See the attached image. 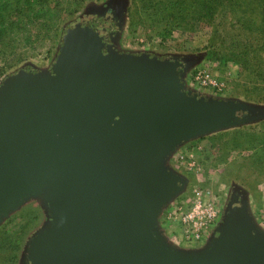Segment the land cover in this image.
Listing matches in <instances>:
<instances>
[{"label":"water","instance_id":"obj_1","mask_svg":"<svg viewBox=\"0 0 264 264\" xmlns=\"http://www.w3.org/2000/svg\"><path fill=\"white\" fill-rule=\"evenodd\" d=\"M90 12L51 71L0 86V227L41 202L48 221L26 245L30 264H264V229L243 199L198 249L173 245L160 224L186 185L173 154L264 108L186 91L184 61L116 55L122 23Z\"/></svg>","mask_w":264,"mask_h":264},{"label":"rangeland","instance_id":"obj_2","mask_svg":"<svg viewBox=\"0 0 264 264\" xmlns=\"http://www.w3.org/2000/svg\"><path fill=\"white\" fill-rule=\"evenodd\" d=\"M101 4L99 3L94 8L101 11L104 8L101 7ZM113 4L119 5L122 14V26L113 47V52L116 55H149L184 61L186 64H191L182 79L186 91L207 98L234 100L242 104L264 108V104L253 102V96H250L249 100L246 98L247 95L251 94L252 89L250 85L245 88L238 85L241 71L238 66L232 64L225 66L220 60L209 56V50H207L208 29L204 28L194 35L175 33L171 38L164 41L162 38L152 36L150 30L138 28L136 32H131L128 28V15L125 13L129 3L127 5L126 1L122 0V2H114ZM110 7L112 4L106 6L107 9ZM88 15V10L80 9L74 16L66 18V24H69L70 27L62 30V41L65 39L68 30L88 19ZM21 51L24 52V50ZM59 52L58 44L48 42L35 51H28L26 54L21 52L19 54L20 63L13 62L11 66H8L0 61V86L8 78L22 71H51ZM200 71L209 73L214 79L222 83L224 85L223 91L218 92L199 87L194 82L193 77L196 72ZM241 127H254L253 133L263 137L264 118ZM241 127H234L193 140L184 144L170 158L168 166L186 181L183 192L169 203L160 219L162 230L173 245H175L174 240L177 238L175 237L177 230L167 221L164 222V216L177 207L187 206L193 190L197 188L208 193L207 196L222 210V216L214 229L215 232L213 231L214 234L222 224L226 211L230 207H235L239 202V199H234V192L239 193L246 202L251 217L261 226V214L264 211V154H262L264 147L255 150L238 147L235 141L241 140V138L240 135L234 133V130L242 129ZM180 154H192L195 157L197 160L196 171H190L184 164L175 162L176 156ZM8 221L5 222L6 224L4 223L7 228L6 231H9L10 234L14 232L20 236L25 230L28 233L26 238H28L32 233L44 227L48 221V215L40 201L29 202ZM24 251L25 246L19 253L18 263H20Z\"/></svg>","mask_w":264,"mask_h":264},{"label":"trees","instance_id":"obj_3","mask_svg":"<svg viewBox=\"0 0 264 264\" xmlns=\"http://www.w3.org/2000/svg\"><path fill=\"white\" fill-rule=\"evenodd\" d=\"M119 1L122 2L0 0V61L8 66L13 62L20 63L21 52L35 51L48 42L58 44L61 49V32L70 27L66 18L85 9L89 14L86 22L98 18L90 11L96 9L94 7L99 3H102L104 8L101 12L104 13L106 6ZM125 1L127 5L129 3L125 13L131 32H136L138 28L150 30L152 36L166 41L175 33L194 35L204 28L208 29L209 56L225 66H238L241 70L238 85L242 88L250 85L252 89L246 98L249 100L253 96V102L264 104V0ZM241 128L234 130L241 138L235 141L238 147L246 150L264 147V135L261 137L253 133L254 127ZM6 229L4 224L0 227V264H20L19 253L34 235L32 233L26 238L28 233L25 230L17 236Z\"/></svg>","mask_w":264,"mask_h":264},{"label":"built area","instance_id":"obj_4","mask_svg":"<svg viewBox=\"0 0 264 264\" xmlns=\"http://www.w3.org/2000/svg\"><path fill=\"white\" fill-rule=\"evenodd\" d=\"M194 82L203 89L223 91L224 85L214 79L209 73L196 72ZM176 163L184 164L190 171H196L197 160L192 154L177 155ZM201 189H194L187 206L177 207L164 216V222L175 227L177 244L185 249L203 247L211 237L221 216L222 210ZM261 226L264 227V211L261 214Z\"/></svg>","mask_w":264,"mask_h":264},{"label":"flooded vegetation","instance_id":"obj_5","mask_svg":"<svg viewBox=\"0 0 264 264\" xmlns=\"http://www.w3.org/2000/svg\"><path fill=\"white\" fill-rule=\"evenodd\" d=\"M99 18H101V19H103V20H105V21H107V22H112V23H114V24H117V23H120L121 22V20H122V14H121V9L119 8V5H117V4H112V7H110L109 9H106L105 11H104V14L102 15V16H100ZM173 63V64H177V62L178 61H175V60H170V63ZM233 197H234V199H239V200H241L242 199V197L239 195V193L238 192H234V194H233ZM36 232V231H35ZM35 232L33 233V235L35 234ZM215 232V231H214ZM214 232H212V234H214ZM211 234V235H212ZM32 235V236H33ZM31 236V237H32ZM30 237V238H31ZM32 239V238H31ZM30 241V240H29ZM28 241V242H29ZM28 242H27V244H28ZM26 244V245H27ZM25 250H26V246H25ZM20 264H30L29 263V260L27 259V252L26 251H24V253H23V255H22V258H21V260H20Z\"/></svg>","mask_w":264,"mask_h":264},{"label":"crops","instance_id":"obj_6","mask_svg":"<svg viewBox=\"0 0 264 264\" xmlns=\"http://www.w3.org/2000/svg\"><path fill=\"white\" fill-rule=\"evenodd\" d=\"M260 227H261L262 229H264L262 226H260ZM170 237H171V236H170ZM177 239H179V238H177ZM169 241H170V240H169ZM170 242H171V241H170ZM174 243H175L176 246L180 247V246L177 244V241L174 240Z\"/></svg>","mask_w":264,"mask_h":264}]
</instances>
